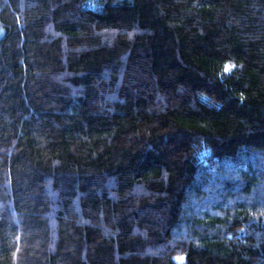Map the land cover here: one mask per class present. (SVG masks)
Returning <instances> with one entry per match:
<instances>
[{"label":"trees","instance_id":"1","mask_svg":"<svg viewBox=\"0 0 264 264\" xmlns=\"http://www.w3.org/2000/svg\"><path fill=\"white\" fill-rule=\"evenodd\" d=\"M0 264H264V0H0Z\"/></svg>","mask_w":264,"mask_h":264}]
</instances>
